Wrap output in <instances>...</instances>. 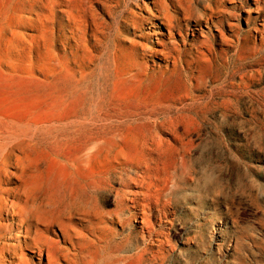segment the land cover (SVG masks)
<instances>
[{
	"label": "rangeland",
	"instance_id": "obj_1",
	"mask_svg": "<svg viewBox=\"0 0 264 264\" xmlns=\"http://www.w3.org/2000/svg\"><path fill=\"white\" fill-rule=\"evenodd\" d=\"M217 1L234 28L198 22ZM167 15L177 20L171 35ZM222 53L239 57L237 72L220 65ZM230 73L243 111L225 120L211 90ZM103 114L166 121L148 172L158 191L135 208L125 201L118 219L105 193L100 242L84 243L79 264H264V0H0V133L19 146L8 164L18 178L3 188L62 207L73 164L93 147L81 152L83 137L96 132L70 122ZM157 131L131 121L127 152ZM5 219L0 264H20V246L27 264H49ZM60 235L53 226L47 236Z\"/></svg>",
	"mask_w": 264,
	"mask_h": 264
},
{
	"label": "bare ground",
	"instance_id": "obj_2",
	"mask_svg": "<svg viewBox=\"0 0 264 264\" xmlns=\"http://www.w3.org/2000/svg\"><path fill=\"white\" fill-rule=\"evenodd\" d=\"M255 1L258 3L260 0ZM219 3L220 1H217L214 8L206 7L205 13L197 16L198 22L204 21L207 24V28L209 22L215 27H223L226 24L230 28H234V25L229 21L227 11ZM184 16H187V14ZM165 19L167 22L163 24L167 26V31L171 35L172 30L178 28L177 20L175 24L172 20L173 17L168 15ZM255 29L257 30V27ZM220 33L222 34V32ZM234 38L239 43L238 36L235 35ZM222 40H224V37ZM222 54L224 55L220 58V65L232 64L231 68H235L232 72H237L240 68L238 64L233 62L239 61V57L236 55L229 56L226 53ZM233 73L227 76L228 81L225 84H223L219 76L218 84L211 90V96L216 98L214 106L225 120L230 115H241L243 111L239 88L232 81ZM198 107L205 110L207 104L206 102H201ZM152 117L153 115L150 114L136 115L133 120L125 121L124 119L103 114L99 115L98 119L93 123H87L86 120L70 122V126L75 129V132L79 126H84L85 124L93 126L96 132L90 136L83 137V139L87 140L84 142L85 144H81V152L85 150L88 142L92 143L93 147L81 154L75 164H73V184L60 191L59 194L64 201L62 207L58 206L50 198H39L37 200L29 197L22 185L16 188H3V186H9L13 179L18 178L19 170L14 168L15 171H10L8 164L18 156L15 151H18L19 146L17 136L1 132L0 222L6 216L5 220L11 219L13 221L11 226H9L11 230L14 228L23 229V237L25 239L23 245L28 247L33 242L34 249L31 251L35 252L36 250L39 256L46 254L49 264H60L61 261L65 262V264H79L84 259V243L87 241L100 242L98 232L100 228L96 226L105 219L102 211L105 193L114 194L116 210L113 215H110L112 218L118 219L120 213L125 211L123 206L125 201L131 202L135 208L140 206V199L149 200L152 198L151 195L158 191V189L155 190V184L149 183L152 179L148 172L151 168V163L155 162L153 155L158 153V148L164 142L159 134L167 123L165 120L162 122L158 121V119L153 120ZM202 118L205 117L202 115ZM114 120L118 121L115 122ZM131 121L137 123L153 121V124L159 130L150 136H145L144 140L139 143L138 140H134V150L132 147L130 148L134 153H130V149L127 152L125 145L128 144V140H126L125 134L122 133V129ZM107 148L109 149L106 152ZM95 154H97L96 158L93 159ZM105 167L106 170L104 169ZM138 184H140L139 187L137 186ZM115 185L120 186V189L116 188ZM125 195L132 197L126 200L124 199ZM141 206L149 211L150 206L148 204H142ZM146 214L144 212V216ZM111 221L113 220L111 219ZM53 226L58 227L60 231V242L51 240L47 236L52 233ZM2 227L0 223V229ZM20 232L22 233V231ZM87 235L93 239H87ZM61 243L68 245V248L60 247ZM20 247L13 248L16 251L12 255L19 259L20 264H27L19 257ZM236 248L237 246H233V249ZM259 259L264 261V253ZM39 262L41 263V260Z\"/></svg>",
	"mask_w": 264,
	"mask_h": 264
}]
</instances>
